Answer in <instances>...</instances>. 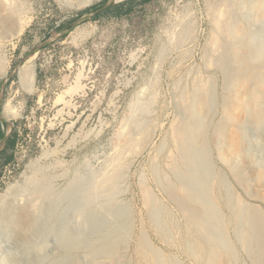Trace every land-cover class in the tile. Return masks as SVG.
Wrapping results in <instances>:
<instances>
[{"label": "rangeland", "instance_id": "1", "mask_svg": "<svg viewBox=\"0 0 264 264\" xmlns=\"http://www.w3.org/2000/svg\"><path fill=\"white\" fill-rule=\"evenodd\" d=\"M219 1L83 0L77 4L71 0H14L23 30L17 31L16 22L0 23V38L15 31L0 43V59L5 62L4 70L0 69V199L15 187L27 188L35 174L47 175L52 188L61 192L75 179L111 172L123 156L125 167L116 199L131 208L133 233L125 252L128 264H147L139 242L142 231L156 248L181 264H211L215 254L194 259L185 250V240L196 235L188 232L189 223L168 199L163 180L168 176L178 183L167 158L173 152L170 138L183 93L190 97L187 113L194 126L210 125L208 146L215 170L225 174L241 199L264 213V187L253 190L258 196L248 194L251 189L235 176L242 157L229 161L219 152L225 142L218 131L229 122L234 87L216 66L225 52L239 58L234 63L258 62L253 55L264 51V35L257 38L253 33L258 29L264 34V0H232L237 33L231 41L214 23ZM177 36L183 42L176 43ZM214 38L222 43L219 48L212 45ZM26 66L35 74L33 84L20 79V69ZM201 86L216 96L205 123L196 107ZM136 105L143 110L134 113ZM262 108L241 109L236 126L244 134L250 149L246 156L255 172L263 170L258 137L264 130ZM258 114H262L261 122ZM134 123L149 133L137 154L128 149L125 133ZM141 187L151 190L168 213L162 216L164 230L151 219ZM222 190L219 210L234 243L232 264H253L239 246L234 215L229 213L233 211L227 206L228 193ZM50 242L51 248L54 243Z\"/></svg>", "mask_w": 264, "mask_h": 264}, {"label": "bare ground", "instance_id": "2", "mask_svg": "<svg viewBox=\"0 0 264 264\" xmlns=\"http://www.w3.org/2000/svg\"><path fill=\"white\" fill-rule=\"evenodd\" d=\"M71 1L77 4L83 3V0ZM219 2L221 7L215 9L218 11H215L214 23L220 34H224L227 40L231 41L237 33L235 30L237 24L232 14L233 1ZM19 13L20 9L14 0H0L1 24L13 22L19 24L16 18ZM22 28L24 27L19 24L17 31L20 32ZM262 31L255 29L253 34L258 38V35H264ZM14 33L15 31L11 30L9 37H12ZM9 37H4L3 33L0 43ZM182 38L177 36L175 42H183ZM219 44L218 39L214 38L212 45L219 48L222 43ZM246 46L249 44L247 43ZM232 56L226 52L222 53L216 65L225 71L227 82L234 87L233 102L231 101L228 107L229 124L221 126L218 131L222 142H225L219 152L229 161L242 157V163L235 176L240 183L246 185V188L251 189L252 193L248 194L258 196L253 190L256 187H264V130L258 136L263 153V170L255 172L252 169L251 159L246 156L250 149L244 143V134L236 126L239 125L238 112L241 109L245 107L256 109L261 105L264 107V51L257 50L253 55L260 60L256 64L241 60L234 63L235 59L239 58ZM4 68L5 62L0 59V69L4 70ZM34 75L32 68L27 66L19 72L24 84H33ZM256 80L260 82L257 84ZM205 86H201L200 95L196 101L197 115L203 123L209 118L216 97L214 92ZM245 98L246 101H244ZM189 101V95L183 93L170 138L173 152L167 158L178 183L175 184L168 176H163L164 173L162 175L168 199L176 205L189 223L188 232L196 235L194 239L185 240L187 244L185 250L193 255L194 259L209 253L215 254L211 264L234 262V243L229 238L225 216L219 210L222 205L219 192L223 188L228 193L227 206L233 211L229 213L234 215L239 246L247 252L253 264H264V213L258 207L249 205L241 199L231 188L225 174L215 170L212 152L208 146L210 125L203 124L198 128L195 127L196 124L194 126L187 113ZM139 106L133 107L134 113L138 112V108L142 109ZM261 119H263L262 114H258L257 120L261 122ZM126 129L128 149L131 153H138L149 133L141 129L140 123H134ZM122 161L123 156L113 164L111 172L107 174L73 180L61 192H56L54 187L52 188L47 175L35 174L28 179L27 188L15 187L13 191L0 199V264H128L125 256L133 233L131 208L116 199L118 182L125 167ZM143 191V198L151 219L164 230L166 224L162 216L168 213L153 197L151 190L145 187ZM171 233L169 231L167 236ZM50 241L54 243L51 248ZM139 242L143 247L141 250H145L147 264H181L177 258H172L156 248L146 232L142 231Z\"/></svg>", "mask_w": 264, "mask_h": 264}]
</instances>
